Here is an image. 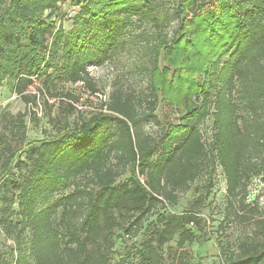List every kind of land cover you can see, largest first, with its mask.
Here are the masks:
<instances>
[{"label": "trees", "instance_id": "1", "mask_svg": "<svg viewBox=\"0 0 264 264\" xmlns=\"http://www.w3.org/2000/svg\"><path fill=\"white\" fill-rule=\"evenodd\" d=\"M164 1L73 0L65 28L58 18L66 0H0V88L14 81L27 104L37 103L27 93L34 78L48 100L74 99L64 87L52 92L64 83L98 93L90 68L128 42L146 41L149 73L146 96L113 91L107 111L51 139L28 142L24 114L13 118L19 140L0 135V227L14 246L0 252V264H112L118 214L140 226L217 165L231 214L253 211L248 187L264 177V0H178L173 14ZM161 59L169 67L162 70ZM160 95L181 117L154 137L145 127L157 119ZM210 116L205 141L201 125ZM202 202L159 216L141 264H164L162 249L176 235L181 246L193 240ZM227 264H264V242L243 245Z\"/></svg>", "mask_w": 264, "mask_h": 264}, {"label": "rangeland", "instance_id": "2", "mask_svg": "<svg viewBox=\"0 0 264 264\" xmlns=\"http://www.w3.org/2000/svg\"><path fill=\"white\" fill-rule=\"evenodd\" d=\"M177 2L178 0H165L163 7L173 14ZM73 5V0H66L65 5L62 4L59 10L58 23H62L65 28H68L70 21L64 17V13L70 11ZM145 27L151 32L147 25ZM178 28V20H174L171 15L167 29L171 37L176 31L178 33ZM145 44L146 41L140 40L136 44L128 42L125 48L119 49L102 65L90 68L91 76L100 90L98 93H93L82 82L64 83L57 89H52L54 93L64 87L65 91L74 96L73 100L47 95L48 100L42 94L45 88L42 80L34 78L27 93H36L38 97L37 103L30 105L21 95L14 92V81H6L0 88V135L6 134L14 143L19 140L12 134L11 122L13 123V118L21 113L24 114L28 142L51 139L59 132L73 127L77 122L89 119L94 113L107 111L106 106L111 100L113 91L132 94L135 97L146 96L149 92V73L145 59H142L144 58L142 46ZM160 62L162 70L169 67L162 59ZM71 104L75 110H72ZM155 114L157 119L149 122L145 127L154 137L160 135L171 124L179 123L181 117L179 110L164 101L162 95L159 96ZM212 129L213 117L210 116L201 125L205 141L210 140ZM128 176L129 172L119 180H124ZM72 189L73 187L62 193L67 194ZM199 198H203L199 208L200 229L196 231L192 241H187L182 246L177 235L164 245L162 249L164 264H227L229 258L243 245L259 240L264 242V177H255L251 180L247 202L251 204L253 211L245 212L246 219H241L231 214L234 209L228 201L225 173L222 167L217 165L215 170L209 167L202 171L191 188L180 193L176 204L159 203L140 226L132 227L133 218L129 214L120 216L118 214V225L112 235L114 247L110 254L111 263L141 264V250L157 224L159 216L183 214L190 210ZM13 246L14 241L7 238L0 227V252L6 253Z\"/></svg>", "mask_w": 264, "mask_h": 264}, {"label": "built area", "instance_id": "3", "mask_svg": "<svg viewBox=\"0 0 264 264\" xmlns=\"http://www.w3.org/2000/svg\"><path fill=\"white\" fill-rule=\"evenodd\" d=\"M74 15V11H70L69 16H73Z\"/></svg>", "mask_w": 264, "mask_h": 264}]
</instances>
